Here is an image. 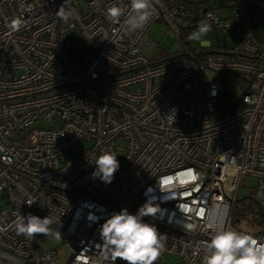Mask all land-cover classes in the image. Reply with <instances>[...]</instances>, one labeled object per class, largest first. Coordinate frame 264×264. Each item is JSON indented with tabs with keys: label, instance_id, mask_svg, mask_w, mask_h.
Returning a JSON list of instances; mask_svg holds the SVG:
<instances>
[{
	"label": "built area",
	"instance_id": "obj_1",
	"mask_svg": "<svg viewBox=\"0 0 264 264\" xmlns=\"http://www.w3.org/2000/svg\"><path fill=\"white\" fill-rule=\"evenodd\" d=\"M65 3L74 10L67 23L56 15L64 0H0V259L58 264L57 249L18 234V216L32 214L54 221L65 264H110L101 226L150 203L156 213L143 221L167 237L160 258L202 264L213 233L200 211L226 205L224 226L238 230L239 187L251 178L264 190V44L253 32L264 0H152L135 31L126 24L131 0ZM114 5L124 9L118 23L107 18ZM202 21L232 45L188 42ZM153 22L183 52L147 58L140 45ZM206 71L214 76L200 92ZM237 80L240 96L218 112L221 91ZM35 122L49 127L24 134ZM105 151L120 165L110 184L92 176ZM253 235L264 241V231Z\"/></svg>",
	"mask_w": 264,
	"mask_h": 264
},
{
	"label": "clouds",
	"instance_id": "obj_2",
	"mask_svg": "<svg viewBox=\"0 0 264 264\" xmlns=\"http://www.w3.org/2000/svg\"><path fill=\"white\" fill-rule=\"evenodd\" d=\"M151 7L152 0H131V12L126 21L130 31L146 24L151 16ZM56 15L67 23L74 16V10L64 0V5ZM123 15L124 9L119 6L114 5L107 10V18L113 23H118ZM210 30V25L202 21L197 30L189 35V39L200 41ZM92 163L96 166L93 178H99L105 184L112 182L120 167L117 155L111 151L103 152ZM186 175L193 181L199 178V174L193 171H188ZM155 213L156 207L150 203L140 207L136 214L129 213L126 208L113 213L100 229L104 259L110 264H115L117 259L125 264H155L165 250L167 240L166 235L160 234L154 224L143 221V217L154 216ZM226 215V205L223 206V211L219 204L200 211V216L206 220L207 227L213 233L209 240L202 242V264H264V241L248 231L226 228ZM53 223L49 216L40 218L28 214L26 217L18 216L15 225L18 234L28 238H35L37 234L45 237L55 234L56 239H61L60 232H53ZM186 227L192 229L195 225L187 224Z\"/></svg>",
	"mask_w": 264,
	"mask_h": 264
},
{
	"label": "rangeland",
	"instance_id": "obj_3",
	"mask_svg": "<svg viewBox=\"0 0 264 264\" xmlns=\"http://www.w3.org/2000/svg\"><path fill=\"white\" fill-rule=\"evenodd\" d=\"M188 33V42L193 44L203 45L208 41L214 46L229 47L233 40L230 36L223 37L219 32L207 34L200 41H192ZM253 32L258 37L260 43L264 44V12H256L253 15ZM78 45L82 46V40L77 38ZM141 48L147 58L154 54L165 55L167 53H181L182 46L174 37H170L164 25L159 22H153L147 29L141 39ZM210 47L208 49H213ZM214 74L206 71L200 80V92L203 90L205 83L213 78ZM240 82L237 80L232 84L231 91L234 96L231 101H234L240 96ZM59 121H54L52 125L58 124ZM48 124L44 122H35L27 126L24 134L29 133L33 129L47 128ZM118 145L124 146L123 141H119ZM124 151H118L122 155ZM233 219L234 225L240 231H248L251 234L264 231V190L258 191L254 188V181L251 178H246L241 187H239L236 195V201L233 204ZM54 232V231H53ZM56 233V232H54ZM35 245L44 251L53 249L58 250V264H65L68 258L67 252L61 248V239H56L55 234L45 237L43 234L34 238ZM0 264H7L0 259ZM155 264H178V258L171 254H164Z\"/></svg>",
	"mask_w": 264,
	"mask_h": 264
},
{
	"label": "trees",
	"instance_id": "obj_4",
	"mask_svg": "<svg viewBox=\"0 0 264 264\" xmlns=\"http://www.w3.org/2000/svg\"><path fill=\"white\" fill-rule=\"evenodd\" d=\"M233 96H234L233 92L231 90H229V88L224 86V89L221 91V93L217 99V103L215 105L218 112L228 111L233 107L234 102L231 101ZM231 218H232L233 223L236 222L233 219V209H232V213H231Z\"/></svg>",
	"mask_w": 264,
	"mask_h": 264
}]
</instances>
